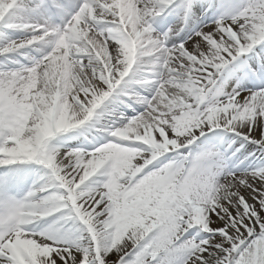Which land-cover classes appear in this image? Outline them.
<instances>
[{
  "label": "snow or ice",
  "instance_id": "snow-or-ice-1",
  "mask_svg": "<svg viewBox=\"0 0 264 264\" xmlns=\"http://www.w3.org/2000/svg\"><path fill=\"white\" fill-rule=\"evenodd\" d=\"M0 264H264V0H0Z\"/></svg>",
  "mask_w": 264,
  "mask_h": 264
}]
</instances>
